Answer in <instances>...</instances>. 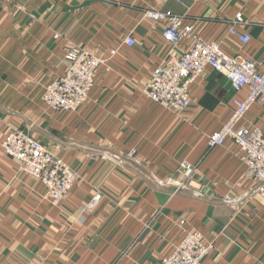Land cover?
I'll return each mask as SVG.
<instances>
[{
	"label": "crops",
	"instance_id": "0c3cea01",
	"mask_svg": "<svg viewBox=\"0 0 264 264\" xmlns=\"http://www.w3.org/2000/svg\"><path fill=\"white\" fill-rule=\"evenodd\" d=\"M150 9L183 15L230 54L264 60V0H0V264H163L189 231L214 243L201 264H264V197L248 200L255 182L231 139L207 144L230 117L231 99H243L246 90L235 91L205 67L184 112L147 97L142 88L151 71L185 43H166L163 25L145 15ZM237 12L247 43L227 32ZM128 34L133 46L123 43ZM68 46L108 58L109 69L98 66L77 111L60 112L42 93L64 72ZM238 126L264 133V103ZM11 127L78 172L59 205L43 199L44 187L4 154ZM181 162L193 171L187 187L174 191L184 178ZM97 191L99 204L81 210ZM225 194L240 203H225Z\"/></svg>",
	"mask_w": 264,
	"mask_h": 264
},
{
	"label": "built area",
	"instance_id": "2783aa9c",
	"mask_svg": "<svg viewBox=\"0 0 264 264\" xmlns=\"http://www.w3.org/2000/svg\"><path fill=\"white\" fill-rule=\"evenodd\" d=\"M145 15L163 25L162 37L171 46H182V52L169 53L166 60L158 64L143 85L144 94L160 106L180 114L191 105L190 85L196 81L205 67L222 73L235 91L246 90L243 99L232 98L233 111L219 129L207 136L209 147L221 146L231 139L237 147V155L245 165V174L255 184L248 200L264 197V133L258 126H238L240 119L254 104L264 103V60L249 59L228 53L220 41L201 37L192 23H184L183 15L171 11L150 9ZM241 12H237L228 25L229 35L242 43L250 35L240 32L236 25L243 23ZM59 33L53 38L58 39ZM124 44L133 46L134 38L128 34ZM111 55L116 50L109 52ZM108 58L98 56L81 47L68 46L63 56L64 72L49 81L42 93L47 107L60 112H75L83 105L93 88L99 65L109 69ZM1 122V120H0ZM3 152L17 163V169L38 181L44 191L42 198L52 205L65 200L79 177L78 172L61 156L55 154L34 136L19 128H11L1 142ZM132 150L130 155H135ZM182 181L176 190L187 187V179L193 168L181 162ZM101 192H95L81 210H93L101 201ZM223 201L238 205L240 199L225 194ZM214 248L211 240L205 239L198 231H189L163 257V264H201Z\"/></svg>",
	"mask_w": 264,
	"mask_h": 264
},
{
	"label": "rangeland",
	"instance_id": "374dc122",
	"mask_svg": "<svg viewBox=\"0 0 264 264\" xmlns=\"http://www.w3.org/2000/svg\"><path fill=\"white\" fill-rule=\"evenodd\" d=\"M0 120H1V122L3 121L2 119H0ZM1 122H0V123H1ZM11 128H16V127H11ZM11 128H10V129H11ZM19 129H20V128H19ZM37 139H38V138H37ZM38 140H39V139H38ZM39 141H40V140H39ZM40 142H41V141H40ZM41 143H42V142H41ZM45 146H46V145H45ZM50 150H51V149H50ZM51 151H52V150H51ZM53 152H54V151H53ZM54 153L57 154L56 152H54ZM57 155H59V154H57ZM59 156L62 157V155H59ZM62 158H63V157H62ZM63 159H64V158H63ZM64 160H65V159H64ZM65 161H66V160H65ZM66 162H67V161H66ZM67 163H68V162H67ZM68 164H69V163H68Z\"/></svg>",
	"mask_w": 264,
	"mask_h": 264
}]
</instances>
